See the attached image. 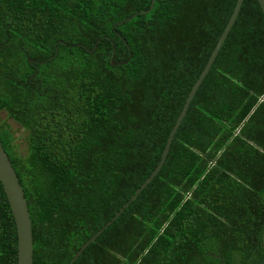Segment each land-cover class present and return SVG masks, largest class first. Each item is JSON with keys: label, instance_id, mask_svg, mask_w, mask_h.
<instances>
[{"label": "trees", "instance_id": "16d2710c", "mask_svg": "<svg viewBox=\"0 0 264 264\" xmlns=\"http://www.w3.org/2000/svg\"><path fill=\"white\" fill-rule=\"evenodd\" d=\"M237 0H0V143L33 264H264V16ZM99 233L82 251L81 247ZM0 183V264H17ZM80 251L76 259L74 256Z\"/></svg>", "mask_w": 264, "mask_h": 264}, {"label": "water", "instance_id": "95a60500", "mask_svg": "<svg viewBox=\"0 0 264 264\" xmlns=\"http://www.w3.org/2000/svg\"><path fill=\"white\" fill-rule=\"evenodd\" d=\"M243 0H237L235 7L233 9V12L229 18L228 23L226 24L211 56L209 57L204 69L202 70L200 76L198 77L197 81L192 86L190 93L183 105V108L167 138L164 151L162 153V156L160 158L159 163L157 164L154 172L151 174L149 178L146 179V181L140 186V188L136 191L135 195L130 198L127 204L123 206V208L114 216L112 220H114L121 211L126 208L130 202H132L137 195L141 192V190L151 181V179L155 176V174L159 171L161 168L167 152L169 150L172 138L179 127L181 121L186 115V112L188 110L189 104L196 93L198 87L202 83L203 79L205 78L206 74L208 73L210 67L212 66L223 42L225 41L228 33L230 32L232 26L234 25V22L238 16V13L241 9ZM260 9L262 11V14L264 16V0H257ZM0 183L2 185V188L4 190V193L6 195V198L9 203V207L11 209L15 227H16V233H17V243H18V249H17V264H33V238H32V223L29 215V210L27 206L26 199L24 197V191L20 185L19 179L15 173V170L12 167L11 162L8 159L7 154L5 153L1 143H0ZM110 222H108L95 236H93L88 242H86L80 249L82 251L90 242L94 240V238L101 233ZM80 251L74 256L73 260L76 259Z\"/></svg>", "mask_w": 264, "mask_h": 264}, {"label": "rangeland", "instance_id": "374dc122", "mask_svg": "<svg viewBox=\"0 0 264 264\" xmlns=\"http://www.w3.org/2000/svg\"><path fill=\"white\" fill-rule=\"evenodd\" d=\"M0 121L7 123L11 127V130L14 133L16 145H18L20 150H23L25 148L24 131L20 128L19 125L15 124L13 121L9 120L7 118L6 113H4V112H0Z\"/></svg>", "mask_w": 264, "mask_h": 264}]
</instances>
